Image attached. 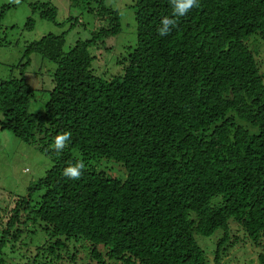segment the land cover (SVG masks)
Instances as JSON below:
<instances>
[{
	"label": "trees",
	"instance_id": "1",
	"mask_svg": "<svg viewBox=\"0 0 264 264\" xmlns=\"http://www.w3.org/2000/svg\"><path fill=\"white\" fill-rule=\"evenodd\" d=\"M67 1L80 16L59 19L52 0L28 4L23 29L37 14L45 30L25 55L56 65L43 112L29 113L35 91L25 78L0 82V129L51 164L9 198L0 251L30 229L50 238L53 254L90 243L97 264H211L196 236L221 232L212 262L222 264V247L241 241L234 229L264 264V0H199L183 17L171 0H133L136 42L117 54L107 41L121 19L107 0ZM14 7H0V28ZM165 17L176 25L161 36ZM106 53L118 57L101 72L96 54ZM78 161L82 177H65ZM111 162L124 181L98 169Z\"/></svg>",
	"mask_w": 264,
	"mask_h": 264
},
{
	"label": "rangeland",
	"instance_id": "2",
	"mask_svg": "<svg viewBox=\"0 0 264 264\" xmlns=\"http://www.w3.org/2000/svg\"><path fill=\"white\" fill-rule=\"evenodd\" d=\"M33 0H0V7L4 4H15L16 7L10 9L1 22L0 28V82L8 80L11 77L25 78V81L35 91L33 100L28 108L29 113H42L46 102L48 101V93L52 90V78L56 71V65L43 59L41 56L33 54L25 55V47L28 43L38 40L45 30V23L40 20L39 15H35V27L32 31L23 29L26 19L31 16L28 4ZM58 9V18L63 20L69 16H80L78 9L70 10L67 0H52ZM133 0H107L106 4L109 8L116 10L121 19V33L115 38H110L108 47L114 52L122 53L123 47H134L136 42V28L134 23ZM14 28L13 30L11 28ZM50 27H48L49 30ZM56 29V28H55ZM92 30L91 25H87L81 30V36H85V32ZM70 37V36H69ZM70 38H68L69 40ZM5 40V41H3ZM253 40H250V47H253ZM258 48V56L256 60L261 64V72H264V44ZM97 58H101L97 64V69H102L109 65L113 67L115 58L118 55L104 56L96 54ZM96 65V62L94 63ZM51 164L48 158L42 156L34 148L26 145L21 140L15 138L10 132L0 129V219L5 218V213L9 204V198L13 195H24L28 187L43 178ZM113 168L112 170L109 169ZM120 164L113 162L98 166V169L104 170L110 176H114L121 181L126 179V173L120 174ZM0 222V237L2 230ZM27 232L23 233L21 239L13 241L8 238L0 251L2 264H97L90 257L92 247L90 243L79 240L77 242L66 243V247L61 251L54 250V254L50 247L52 244L50 238L45 234L37 232L36 234ZM239 232V231H237ZM233 229L232 234L240 238V242L226 252L222 247L220 251L222 264H259L258 256L262 253L261 248L255 247L244 233L240 234ZM221 232L216 233L211 238L196 236L198 245L205 251L213 264V257L217 251V242L220 240ZM228 245V244H227ZM224 256V257H223Z\"/></svg>",
	"mask_w": 264,
	"mask_h": 264
},
{
	"label": "clouds",
	"instance_id": "3",
	"mask_svg": "<svg viewBox=\"0 0 264 264\" xmlns=\"http://www.w3.org/2000/svg\"><path fill=\"white\" fill-rule=\"evenodd\" d=\"M174 15L177 17L185 16L193 7L199 6V0H171ZM162 27L158 29L161 36H166L170 33L171 28L176 25V20L165 17L161 21ZM71 137L70 132L58 134L54 139V147L57 150H63L66 142ZM85 164L83 162H76L74 165L64 169L63 175L71 180H79L83 175Z\"/></svg>",
	"mask_w": 264,
	"mask_h": 264
}]
</instances>
